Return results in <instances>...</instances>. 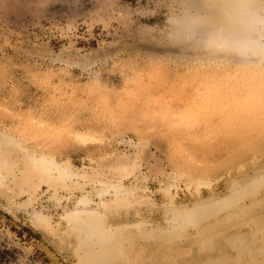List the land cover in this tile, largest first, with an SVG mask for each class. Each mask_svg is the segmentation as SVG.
I'll list each match as a JSON object with an SVG mask.
<instances>
[{"label":"rangeland","instance_id":"1","mask_svg":"<svg viewBox=\"0 0 264 264\" xmlns=\"http://www.w3.org/2000/svg\"><path fill=\"white\" fill-rule=\"evenodd\" d=\"M217 9L206 0H0V264H78L64 213L93 183L134 187L129 210L162 223L169 174L179 175L176 203L189 205L264 171V57L212 44ZM31 152L70 175L40 170ZM132 154L146 189L124 177ZM200 177L211 186L196 195L190 182Z\"/></svg>","mask_w":264,"mask_h":264},{"label":"bare ground","instance_id":"2","mask_svg":"<svg viewBox=\"0 0 264 264\" xmlns=\"http://www.w3.org/2000/svg\"><path fill=\"white\" fill-rule=\"evenodd\" d=\"M206 3L218 8L216 11L220 12L218 16L222 21L218 27V23L213 24L217 28L213 29L210 38L214 46L224 47L229 55L249 59L264 57V0H206ZM205 20L210 22L212 19ZM225 52H215L211 56L221 58ZM197 59L200 60L199 57ZM213 98L217 100L215 95ZM83 140L94 141L95 138L85 136ZM205 145L202 148L207 149L209 145ZM132 155L127 160L126 167L129 168L125 170L124 177L132 173L135 181L141 182L146 189L148 178L140 171L138 154ZM31 157L46 173L54 172L61 179L69 174L51 157L35 152H31ZM5 166V163H0V194L7 196L3 175ZM188 167L184 166V169L189 171L193 166L191 169ZM206 170L198 168L195 172ZM178 176L173 172L165 177L167 185L162 191L168 204L159 207L163 212L162 223H153L142 216L140 209L129 210L133 204L127 200V193H134V187L130 191L123 187L121 181L93 183L91 190L83 192L73 208L64 213V218L76 233L78 264H246L249 258H253V264H259L264 257V171L243 174L238 182V179L232 180L235 183L230 184V190L224 196L212 195L206 199L202 197L203 200L199 196L189 205L177 204L171 191L178 188ZM201 177L190 182L196 187V195L201 194L202 186H211V181ZM173 180L174 184L171 183ZM109 200L115 203L113 210L108 207ZM233 246L240 247L244 253L235 256Z\"/></svg>","mask_w":264,"mask_h":264}]
</instances>
